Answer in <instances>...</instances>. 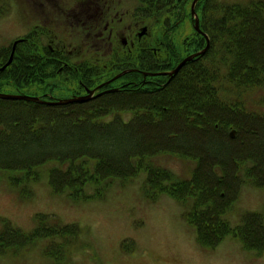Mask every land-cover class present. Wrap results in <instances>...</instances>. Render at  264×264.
Segmentation results:
<instances>
[{
	"label": "trees",
	"instance_id": "trees-1",
	"mask_svg": "<svg viewBox=\"0 0 264 264\" xmlns=\"http://www.w3.org/2000/svg\"><path fill=\"white\" fill-rule=\"evenodd\" d=\"M197 11L201 27L210 38V49L205 56L189 62L171 81L145 73L174 69L180 60L173 55V49L162 46L154 56L141 46L130 54L127 50L119 57L110 55L107 67L85 57L76 59L70 69L64 68L73 82L103 90L99 97L85 103L58 106L0 99V172H26L31 177L36 168L45 164H68L66 171L50 176L52 187L57 192L65 188L78 192L87 185H103L109 179H133L144 171L152 193L190 205L186 218L197 229L202 247L214 248L232 235L246 249L264 256V215L247 213L232 229L223 219L229 207L220 211L214 196H208L209 178H217L220 184L227 178L225 181L234 188L243 182L264 188V117L246 111L242 101L264 85V0L244 4L202 0ZM28 38L40 41L38 35ZM185 40L186 55L206 46L205 38L196 32ZM31 53L29 66L19 56L0 73V93L6 87L21 94L24 88L50 86L46 73L56 68L41 62L36 51ZM56 57L75 60L83 56L62 53ZM127 70L132 71L112 81ZM122 97H134V106L125 109L112 102ZM232 97L236 102L231 103ZM224 111L237 119L235 124L223 119ZM127 112L134 114L130 121L124 119ZM233 128H237L235 139L228 134ZM244 128L250 129L255 138L251 139L252 148L242 154L243 147L237 139ZM170 153L196 160L197 173L202 163L212 164L211 169L202 170L203 180H196L194 175L193 180L180 183L168 172L149 163L142 165L156 155ZM89 161L96 162L94 173ZM248 162L254 168L242 176ZM217 169L222 177L217 175ZM46 220V216L38 218L39 225L31 233L4 222L0 254L32 240L58 237L60 249H48L46 255L61 263L59 258L77 240L79 227L59 223L46 226Z\"/></svg>",
	"mask_w": 264,
	"mask_h": 264
},
{
	"label": "rangeland",
	"instance_id": "rangeland-1",
	"mask_svg": "<svg viewBox=\"0 0 264 264\" xmlns=\"http://www.w3.org/2000/svg\"><path fill=\"white\" fill-rule=\"evenodd\" d=\"M64 1L67 8L74 7V0ZM122 1L114 14L118 19L123 17L122 25L117 28L126 33L127 27L136 21L129 16H133L139 4L137 0ZM192 1L187 0V16L182 22L184 27L174 34L175 45L184 58L188 56L184 50L185 39L195 32L190 8ZM248 1L250 0H213L211 3L244 4ZM4 4L6 2L0 0V53L3 54L0 64L8 59L5 56L12 44L29 35V25H33L24 20L32 18L24 14L22 0H14L11 5L2 6ZM66 12L68 16L71 14L69 10ZM136 15L138 16V12ZM72 30L68 23L63 24L58 30L56 41H69L67 34ZM122 35L125 38L128 36ZM45 42L51 40L45 39ZM62 79L49 80L51 86L45 89L24 88L21 94L39 97L49 92L53 98L64 99L78 92L77 83L68 77ZM16 92L11 87L1 90L6 95ZM223 98L228 99L227 96ZM145 100L149 102L151 99ZM230 100L231 103L236 102L234 97ZM242 101L246 111L264 117V85L247 94ZM112 102L129 109L136 100L134 97H122ZM123 116L126 121H130L134 114L127 112ZM224 117L232 124L237 121L225 111ZM229 132L230 130L228 134ZM253 136L248 128H244L238 136L237 142L243 147L242 154L252 148ZM89 163L94 173L96 162ZM148 163L160 171L170 173L180 183L193 180L194 175L196 180H203L202 170L206 171L212 166L202 163L201 171L197 173L196 160L173 153L156 155L142 165ZM67 168L68 164L51 162L36 168L31 177L26 172H0V234L4 232L6 221L25 233H31L38 227V218L41 216L47 217L44 221L46 226L54 227L59 223L62 226L75 224L79 227L77 240L59 258L61 263L46 255L48 249H60L61 239L54 237V240H32L25 246L10 249L0 254V264H264V256H260L255 250L246 249L232 235L225 237L214 248L202 247L198 242L197 229L186 218L190 205L177 202L167 195L152 193L147 187L148 174L144 171L125 181L109 179L100 186L87 185L83 191L72 192L65 188L57 192L52 187L50 176L57 171H66ZM252 168L254 164L248 162L241 175L244 176ZM217 175L222 177V172L218 169ZM215 179L209 178L211 191L208 196H214L216 207H220V211L229 207L223 219L232 229L241 224L247 213L264 215V188L249 182H240L242 185L234 188L230 182L225 181L227 178L221 184Z\"/></svg>",
	"mask_w": 264,
	"mask_h": 264
},
{
	"label": "flooded vegetation",
	"instance_id": "flooded-vegetation-1",
	"mask_svg": "<svg viewBox=\"0 0 264 264\" xmlns=\"http://www.w3.org/2000/svg\"><path fill=\"white\" fill-rule=\"evenodd\" d=\"M4 1L6 4L2 6L11 5L14 0ZM122 2V0L118 2L117 0H74V7L67 8L64 0H22L24 14L32 18V20L24 19L27 23H33L29 25L31 33L21 38L22 41L19 43L14 42L5 57L8 56L9 60L10 56L14 55V64L17 61L16 57L21 56L22 63L29 66L31 50L36 51L37 58L41 62L52 64L56 68L52 73H46V76L50 78L47 81L63 80L62 77H68L65 75L64 68L70 69V65L76 63V59L83 60L87 57L93 61L92 63L100 61L107 67L110 55L119 57L127 50L130 54L132 49L138 50L141 46L147 47L156 56L162 46L168 45L173 49V55L179 57V63L184 60L183 53L175 45L174 34L184 27L182 22L187 16V0H137L139 6L133 16H129L136 21L132 26L127 27L126 33L120 32L117 28L122 25L123 17L118 19L114 14ZM67 10L71 11L69 16ZM198 14L201 18L199 11ZM38 22L40 24H37ZM66 23L73 28L67 34L69 41H56L59 28ZM122 34L129 37H122L124 36ZM33 35H38L40 41L31 42L28 37ZM45 39L51 42H45ZM62 53L83 57H76L75 60L56 57ZM0 57L3 59V54ZM80 82L78 92H74L71 97L87 95L96 88V86L87 88ZM34 87L45 89L43 86ZM101 91L103 90H97L94 95H98ZM44 96L50 97V101L59 100L49 95V92L39 97Z\"/></svg>",
	"mask_w": 264,
	"mask_h": 264
},
{
	"label": "water",
	"instance_id": "water-1",
	"mask_svg": "<svg viewBox=\"0 0 264 264\" xmlns=\"http://www.w3.org/2000/svg\"><path fill=\"white\" fill-rule=\"evenodd\" d=\"M200 0H194V2L192 3V7H191V12H192V16L195 19V29L198 33L203 34L201 27H200V19L196 13V5ZM210 48V40L209 38H207V45L206 47L198 52L195 53L187 58H185L178 66L176 69H174L173 71L170 72H161V73H145V76H169L170 78H173L174 76H176L180 70L185 67L187 65V63L191 62L194 59L200 58L202 56H204L208 50ZM13 56H11L9 62L7 63V65H5L4 67L1 68L0 71H4L13 61ZM130 71H126L118 76H116L112 81L117 80L118 78H121L123 75H125L126 73H128ZM96 91H92L90 92L89 96L86 97H79V98H72V99H67V100H61L58 101L57 103H53V104H57V105H67V104H74V103H79V102H86L88 100H90L94 93ZM0 99L3 100H13V101H26V102H32V103H47L50 104L49 102H44L42 101L40 98L37 97H30V96H26V95H6V94H0ZM236 136V131L233 130L230 133V137L232 139H234Z\"/></svg>",
	"mask_w": 264,
	"mask_h": 264
}]
</instances>
